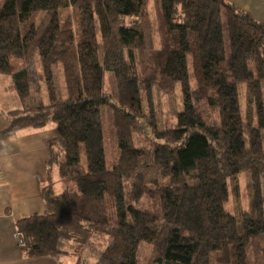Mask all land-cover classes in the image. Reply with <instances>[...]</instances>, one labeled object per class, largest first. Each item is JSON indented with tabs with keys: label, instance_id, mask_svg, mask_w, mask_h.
Listing matches in <instances>:
<instances>
[{
	"label": "trees",
	"instance_id": "16d2710c",
	"mask_svg": "<svg viewBox=\"0 0 264 264\" xmlns=\"http://www.w3.org/2000/svg\"><path fill=\"white\" fill-rule=\"evenodd\" d=\"M35 59L48 103L32 108ZM0 75L25 105L0 135L54 126L65 155L64 190L17 224L26 257L264 264L263 23L227 0H0ZM154 85L182 98L162 132Z\"/></svg>",
	"mask_w": 264,
	"mask_h": 264
},
{
	"label": "crops",
	"instance_id": "0c3cea01",
	"mask_svg": "<svg viewBox=\"0 0 264 264\" xmlns=\"http://www.w3.org/2000/svg\"><path fill=\"white\" fill-rule=\"evenodd\" d=\"M264 24V0H227ZM0 75V134L9 122L5 116L22 111L25 105L12 90L11 77ZM54 126L0 135V264H74L65 256L31 259L15 237L17 224L46 211V190L63 191L59 167L65 160ZM69 257V256H68Z\"/></svg>",
	"mask_w": 264,
	"mask_h": 264
},
{
	"label": "rangeland",
	"instance_id": "374dc122",
	"mask_svg": "<svg viewBox=\"0 0 264 264\" xmlns=\"http://www.w3.org/2000/svg\"><path fill=\"white\" fill-rule=\"evenodd\" d=\"M149 8L151 12L150 15L152 18L151 20L152 22L149 24L148 31H147L148 43L150 44L153 39L155 41L158 40V43H159L160 34L157 33L159 30L158 29L159 22L157 21L158 17L156 14L157 9L153 3L150 4ZM29 70H30V77L32 80V95L30 98L27 99V103L29 104V107L31 106L32 108H34V107L40 106L41 104H43V102L47 104L48 103V98L46 97L47 88L45 86V82L40 77V74L42 73V68H41L39 59H35L32 62ZM54 76L56 80L55 84H56L58 91L59 89L60 91H62L63 90V78H62L61 70L56 68L54 70ZM178 91H179V88H177V90H175L173 93L166 95L165 97V96H161V93L159 92L157 85H154L153 87V100H154V106L156 109L159 132H162L165 129H168V127L172 126L173 120L171 119V117L176 115L178 111L182 109V98L180 94H177ZM199 112L201 113L204 120L208 124H211V122L213 121V117L215 118L216 116V114L213 111L211 112L210 110H208L204 104H201L199 106ZM109 156L111 157V154H109ZM146 162L151 163V159L149 157L148 159H142L143 164H145ZM55 193L60 194L61 191H57ZM147 203H148L147 200L144 199L143 202L140 203V206L142 208H145L147 207ZM15 237L18 239L20 246H21V243H22L20 239L21 237H20V234L18 233L17 228H16ZM99 248L100 247H98L96 243L88 245L87 249L84 250V252H82L84 253L82 255V258L86 259L87 261L91 263H94L99 257L97 254V251H99L98 250ZM71 254L73 255L72 256L73 258L71 256L68 257V255H64L67 258V259H64V262L65 261L69 263L74 262V264H76V259L81 255V246L76 247L75 251Z\"/></svg>",
	"mask_w": 264,
	"mask_h": 264
}]
</instances>
